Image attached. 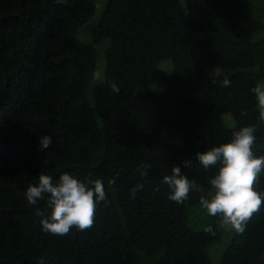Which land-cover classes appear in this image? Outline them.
Masks as SVG:
<instances>
[{
	"label": "trees",
	"instance_id": "obj_1",
	"mask_svg": "<svg viewBox=\"0 0 264 264\" xmlns=\"http://www.w3.org/2000/svg\"><path fill=\"white\" fill-rule=\"evenodd\" d=\"M113 3L126 38L125 68L106 72L91 101L95 42L109 36L94 28L93 41L82 42L76 32L95 14L96 0H0V264H214L207 248L222 238L221 218L190 227L189 207L200 204L201 193L177 204L163 177L179 166L207 195L218 169H204L196 153L230 142L248 125L257 128L255 154L264 155V121L251 92L264 83V0ZM225 24L238 35L222 32ZM166 57L174 74L165 86L137 92ZM225 113L233 126L223 121ZM165 128L180 131L182 144L170 145ZM45 135L53 144L40 150ZM175 146L179 154L169 158ZM107 170L121 186L131 233ZM65 172L103 181L110 203L98 205L90 229L46 234L36 210L47 197L31 205L25 193L40 174L58 183ZM256 190L264 192V173ZM222 264H264V206L243 233L233 231Z\"/></svg>",
	"mask_w": 264,
	"mask_h": 264
},
{
	"label": "clouds",
	"instance_id": "obj_2",
	"mask_svg": "<svg viewBox=\"0 0 264 264\" xmlns=\"http://www.w3.org/2000/svg\"><path fill=\"white\" fill-rule=\"evenodd\" d=\"M100 75L96 72L94 78L98 79ZM222 83L224 87L231 85L228 79ZM110 87L113 92L120 91L115 82ZM251 92L255 94L259 119L264 121V83H257ZM256 132L255 126H244L233 132L230 142L196 153V159L204 169H218L209 180L211 191L207 195L202 186L182 174L179 166H174L171 175H165L162 180L170 190L168 199L183 204L189 199L190 192L197 191L201 193L199 202L209 216L220 217L223 225L243 233L254 214L264 206V192L256 190L259 178L264 173V155L257 156L254 152ZM52 144L50 135L40 138V150H47ZM184 167L191 168V161H185ZM145 175L147 171H141V176ZM114 182L110 181L109 184ZM141 187L137 185L131 189L133 198ZM25 196L31 205L47 197L45 207L37 208L36 214L41 218L40 224L46 234L59 236L68 235L73 228L80 231L90 229L94 225L98 205L104 203L108 206L110 203L103 181L90 180L86 183L67 172L60 175L58 183H53L51 176L40 174L38 184H30ZM204 230L215 234L211 226ZM40 264H43V260Z\"/></svg>",
	"mask_w": 264,
	"mask_h": 264
},
{
	"label": "rangeland",
	"instance_id": "obj_3",
	"mask_svg": "<svg viewBox=\"0 0 264 264\" xmlns=\"http://www.w3.org/2000/svg\"><path fill=\"white\" fill-rule=\"evenodd\" d=\"M256 13V12H255ZM99 33H106L109 38H105L101 41L95 42L97 49V61H96V72H99L100 78L91 79L89 86L87 88V93L92 101V94L94 87L102 81L106 72L110 70H122L126 63V38L122 32L121 25L116 17L113 0H96V12L95 14L87 20L85 23L80 25L77 29V38L82 42H92L93 41V29ZM221 31L227 34L236 36L238 32L233 29L230 25H223ZM184 35H189L190 32L188 28L184 29ZM194 36L196 38H202L203 33L195 32ZM216 68L210 67L209 72L215 71ZM174 74V65L171 57L163 58L158 62V64L153 69L150 74L147 84L137 88V92H147L151 90L162 89L165 86L166 80ZM177 75H181L177 73ZM223 121L227 126H233L234 120L230 113L223 114ZM163 137L168 140L170 145H181L182 144V133L178 130L165 128L162 130ZM264 146V143L262 144ZM179 147H170L167 150V156L169 158H174L179 154ZM109 176V182L115 181L111 186L116 191L117 199L119 205L120 216L123 225L128 233L132 232L131 218L126 209H124L122 202V190L120 184L114 178V176L107 170ZM211 191V187L209 189ZM212 217L207 214V211L201 206V204L192 205L189 207V219L188 225L194 229H200L204 227ZM219 226L222 231V238L219 242L213 243L208 246V254L214 264H222V256L227 249L232 233L234 230L223 225L221 220L219 221Z\"/></svg>",
	"mask_w": 264,
	"mask_h": 264
}]
</instances>
